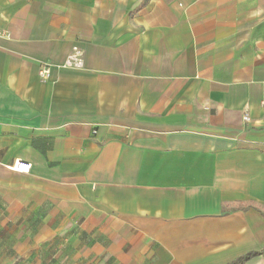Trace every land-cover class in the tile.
I'll return each instance as SVG.
<instances>
[{
    "label": "crops",
    "instance_id": "crops-1",
    "mask_svg": "<svg viewBox=\"0 0 264 264\" xmlns=\"http://www.w3.org/2000/svg\"><path fill=\"white\" fill-rule=\"evenodd\" d=\"M263 245L264 0H0V264Z\"/></svg>",
    "mask_w": 264,
    "mask_h": 264
},
{
    "label": "built area",
    "instance_id": "built-area-1",
    "mask_svg": "<svg viewBox=\"0 0 264 264\" xmlns=\"http://www.w3.org/2000/svg\"><path fill=\"white\" fill-rule=\"evenodd\" d=\"M64 66L80 68L83 66V59L81 50L78 47H73L71 53L67 56L66 61L64 62ZM50 74V64H44L39 70V76L42 79H46ZM244 119H248V116H244ZM11 169L21 173H28L31 164L27 161L16 159L10 166Z\"/></svg>",
    "mask_w": 264,
    "mask_h": 264
},
{
    "label": "trees",
    "instance_id": "trees-1",
    "mask_svg": "<svg viewBox=\"0 0 264 264\" xmlns=\"http://www.w3.org/2000/svg\"><path fill=\"white\" fill-rule=\"evenodd\" d=\"M264 252V245L263 248L259 251H250L248 253H245L244 255H241L239 257H237L235 260L227 263V264H243L245 261H247L248 259H250L252 256H255L257 254H260Z\"/></svg>",
    "mask_w": 264,
    "mask_h": 264
}]
</instances>
